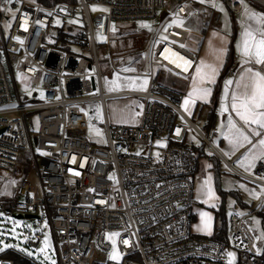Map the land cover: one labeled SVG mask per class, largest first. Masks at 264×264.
Listing matches in <instances>:
<instances>
[{
  "label": "built area",
  "instance_id": "obj_1",
  "mask_svg": "<svg viewBox=\"0 0 264 264\" xmlns=\"http://www.w3.org/2000/svg\"><path fill=\"white\" fill-rule=\"evenodd\" d=\"M171 2L13 0L8 4L0 0V169L20 170L10 196L0 199V211L18 215L39 211L45 216L55 247L54 264H264V251L258 249L246 221L262 213L264 193L256 207L226 217L228 244L191 231L197 162L186 134L194 129L202 142L210 145V141L181 110L180 92L156 81L154 69L184 77L193 73L197 58L186 46L190 32L172 23L198 17L193 4L177 0L164 15L152 37L144 75L135 65L137 60L133 63L135 69L129 74L145 77V89L109 94L141 98L138 123L109 125L104 112L105 142L86 138L88 126L81 106L97 99L103 106L106 97L101 91L96 37L114 60L122 53H136L141 49L137 39L145 37L142 31L112 34L111 30L121 28L124 21L155 19ZM226 4L234 14L241 13L240 2L226 0ZM89 6L101 10L91 14ZM8 8L16 12L15 17ZM78 8L83 26L75 33L53 27L58 18H75ZM22 21L26 29L20 26ZM172 52L191 62L187 71L173 63L183 61ZM114 60L113 68L120 73L123 69ZM247 66L264 73V64L231 63L223 72L231 77L230 89L237 73ZM15 74L34 89L27 98ZM97 86L99 94L89 95ZM228 111L234 117L229 107ZM250 137L247 147L261 138ZM225 163L240 178L264 188L263 179L244 176L232 161ZM254 173L264 176V156ZM112 233H119L114 240L120 263L108 256ZM41 241L42 232L36 231L25 245L33 250ZM0 264L15 263L0 257ZM34 264L46 263L34 259Z\"/></svg>",
  "mask_w": 264,
  "mask_h": 264
},
{
  "label": "rangeland",
  "instance_id": "obj_2",
  "mask_svg": "<svg viewBox=\"0 0 264 264\" xmlns=\"http://www.w3.org/2000/svg\"><path fill=\"white\" fill-rule=\"evenodd\" d=\"M172 4L168 7L166 6L163 9L158 11V16L155 19H138L133 21H124L120 23L121 28L114 27L111 30L112 34L126 32V31H143L149 34L147 38L146 47L143 51L140 52L141 68L140 72L146 73L148 71L146 58L148 56V51L151 45L152 37L161 24L164 15L175 6L176 1H172ZM223 7V11L220 8L217 10L216 14L220 15V19L216 21H224V32H229L228 28L230 25L229 8L226 6L225 2L223 3L219 0V4ZM195 7L199 11V16L194 20H185L181 21L180 24L190 32V37L186 46L195 52L197 56V65L203 60L207 64H214L217 66L218 72L215 76V82L207 85L211 88V94L207 99H195V103L187 105L188 111H185L181 105L184 103L185 97L188 96L189 92L194 88V83L192 76L195 73V69L190 76L184 77L178 73L171 72L166 69L158 71L154 69L156 74V81L163 83L164 85L173 87L180 92L181 100L179 106L182 111L189 115V112L192 115V120L195 122L197 128L209 139L210 145L205 144L203 138L193 129L188 130L186 134V142L188 144H193L198 147H204V152L207 157L215 155L219 160V173L215 175L211 170L210 159L206 156L202 157L198 161V170L196 172L194 181H193V196L194 203L192 206V211L194 213V220L191 223V231L196 234H206L209 235L213 231L214 226V212L213 209L216 208L223 198V211L224 215L228 216L230 213L235 212L238 214L246 213L250 208L256 207L259 203L260 195L264 193L262 191V186L244 180L237 176L230 167L225 163V160L232 161V166L237 172L242 173L244 176L256 177L264 180L263 175H257L251 171V166L257 155H259V148L253 149L249 153L248 158L241 161L240 164L237 163L242 156L238 159L233 160L236 151V147H233V144L229 142V139H226V136L232 135V129L229 128V117L231 116L228 111H221V96L225 93V81L231 80V77L223 75L221 70L223 53L217 52L214 50L222 49L220 46H213L212 43L206 46V42L203 39L202 28L207 27L208 20L210 15L206 8L208 6L205 4H195ZM78 8L77 16L70 19H56L59 23L53 25V27L58 30L62 29L68 33H75L78 27H82L83 23L81 21L80 11ZM93 6H89V11L93 14V11H99ZM227 17V18H226ZM143 23H146L148 27H144ZM117 26V25H115ZM210 25V27H212ZM208 37V36H207ZM207 39V38H206ZM97 46V55H98V64L100 70V83L101 91L106 94V97L103 101V106L101 100H90L82 104L81 108L85 113L87 121V139L92 140L93 142L104 143L106 140V135L104 132V112L105 118L109 125L113 124H126V125H136L139 121V115L141 111V101L142 99L136 96L131 95H118L112 96L109 95L115 92H123L130 90H144L146 84L144 81L146 78L141 76H133L129 73L131 70H134L133 62L136 61V54H126L122 57H115V60L111 57L109 49L106 47L100 48L99 44L103 42L100 37H96ZM52 45L57 43L51 42ZM67 49V48H66ZM71 50H76L72 48ZM113 60L119 68L123 69L120 73L113 68ZM190 77V78H189ZM15 80L18 84L19 90L26 97L29 96L34 89L27 87L24 84V79L15 74ZM231 84V83H230ZM230 84L228 85V93ZM99 94L98 86L93 89L89 95L95 96ZM228 96V94H227ZM225 103L228 106V100ZM27 98V97H26ZM31 101V100H30ZM230 100V104H231ZM215 104V106H214ZM214 111L215 120L214 124H209L210 113ZM193 112V113H192ZM190 116V115H189ZM232 118V117H231ZM232 120L235 122L232 118ZM239 125L240 123L236 121ZM235 122L236 126L238 124ZM34 127L36 128V122H33ZM242 129L241 125L238 127ZM243 130V129H242ZM33 136V133H31ZM222 140V144L219 143ZM257 142V141H256ZM235 148V149H233ZM234 151V153H231ZM210 177L209 184H205V180ZM215 182L218 183V187L221 189L223 195H219L216 189ZM0 199H7L10 196V189L13 184L7 182L6 180H1L0 182ZM243 185V187H241ZM211 187L214 196H209L207 194L208 188ZM235 193V196L231 194ZM256 193L258 195H255ZM207 213L208 216L201 218V213ZM18 214L7 213L0 211V250L13 247L22 251L23 253L31 255L36 261L42 263H55V247L52 239V234L45 216L41 213L36 212V214H27L22 213L20 217H16ZM247 223L249 224L251 230L253 231L255 238L257 240V246L260 251H264V208L262 213L254 214L246 218ZM204 222L210 224V227L205 229ZM42 232V241L37 246V248L31 250L28 249L25 245L26 240L31 237L34 232ZM47 236V244H44L45 237ZM108 240L111 243V250L108 252V256L112 259V255L116 254L117 259H112L117 262H121L120 257L117 254L116 246L115 250L113 248L114 237L111 235L108 236ZM43 249V251H38ZM231 258L233 257L230 256ZM139 264V263H135Z\"/></svg>",
  "mask_w": 264,
  "mask_h": 264
},
{
  "label": "snow or ice",
  "instance_id": "obj_3",
  "mask_svg": "<svg viewBox=\"0 0 264 264\" xmlns=\"http://www.w3.org/2000/svg\"><path fill=\"white\" fill-rule=\"evenodd\" d=\"M8 4H11L13 0H6ZM17 3L20 0H16ZM201 3H205L206 0H200ZM243 3V0H241ZM96 6H93L95 10ZM213 7H220V10L223 11V7L221 5L213 4ZM13 17H15L16 12L11 8L6 9ZM106 11V9H104ZM252 16L257 18L258 23H264V18L257 17V14L253 13ZM59 23V21H55ZM40 23V21H37ZM172 23H181V21L173 20ZM22 28L26 29V22L22 21ZM144 27H148L146 23H143ZM7 27V25H6ZM259 32V35L256 33ZM243 36V47L241 48V44L238 41L237 49L242 53L244 57H247L249 60H254L256 64H264V27H260L258 29L245 28L242 33ZM18 39V37H17ZM166 39V37H165ZM166 52H170V50L166 49ZM217 52H223L224 49L214 50ZM162 56H165V59H168L169 56H166L165 53H161ZM171 56L178 57L179 60H182L183 63H177L175 60L173 63H176V66L179 68H183L184 71H187L188 66H191V62L186 58L179 56L178 53L172 52ZM218 69L214 64H207L203 60L199 65L196 66L195 73L192 76L194 88L189 92L188 96L185 97L184 103L181 105L185 111H188L187 105L195 103V99H207V97L211 94V88L207 85H210L215 82V76L217 75ZM248 73L247 76L245 74H241V79L236 81L237 89L243 87V91L240 92L238 90H233L231 93V109L235 112L236 116L239 117L241 121L244 122L245 125H255L256 128L252 129V135L260 136L261 138L257 141V143L252 144L251 148L241 157L240 160L237 161L238 164L241 163L244 159L248 158L249 153L252 152L253 149L259 148V154L264 156V133L258 132L257 129L264 130V73L260 71H254L249 68L246 69ZM146 80L144 83L146 84ZM231 83L230 80L225 81V93L221 96V111H228V106L225 103L226 96L228 94V85ZM189 115L191 113L189 112ZM229 128L232 129V135L226 136V139H229V142L233 144V147L240 146L242 147L244 144L250 143L251 138L248 134H246L242 129L238 128L235 122L232 120L231 116L229 117ZM180 129L177 128L176 132L179 134ZM157 143H161V141H157ZM157 155H159L157 153ZM210 177L205 180V184H209ZM243 187V185H241ZM264 191V188H262ZM207 194L209 196H214V193L211 190V187L208 188ZM258 195L256 193H253ZM208 216L207 213L202 212L201 218ZM210 227V224L204 222V228L207 229ZM112 237L118 236L119 233L110 234ZM47 236L45 237L44 244H47ZM125 244L128 243L127 240L124 241ZM113 248L115 250V240H113ZM38 251H43L40 249ZM232 253H229V256H232ZM112 259H117V255L113 254ZM54 264V262H53Z\"/></svg>",
  "mask_w": 264,
  "mask_h": 264
},
{
  "label": "crops",
  "instance_id": "obj_4",
  "mask_svg": "<svg viewBox=\"0 0 264 264\" xmlns=\"http://www.w3.org/2000/svg\"><path fill=\"white\" fill-rule=\"evenodd\" d=\"M172 1H174V0H172ZM175 1H177V0H175ZM185 1L190 2L194 6H195V4H199V5H201V4L205 5L206 4L208 6V8H206V9L208 11V14L210 15V19L208 20L209 23H208L207 27L202 28V30H204V32H203L204 36H203L202 40L203 41L205 40L204 42H206V46L210 45L212 43L213 46H217L218 45V46L222 47V49H224V51L222 52L223 53V57H225V51H226V48H227V44L230 43V45H231V62H230V64L231 63H234V64H236V63L237 64H246V63H249V62H254V60H249L247 57H244L240 51H238L237 43L239 41L240 44H241V48L243 47V36H242V33L244 32L245 28H249L250 27L251 29H258L260 27H264V23H258L257 22V18H254L252 16V14L255 13V14H257V17L264 18V0H243V3L241 2V0H235V1L240 2L241 6H242V11L239 14H234L233 12H231L229 10V16H227V17L229 18V20L231 22L230 25H228L229 26L228 30H229L230 33L223 31V29L225 28L224 27V23H223L224 21H220V22L216 21V20L220 19V17H221L220 15L218 16V14H216L217 10L220 7H213V4H217L218 5L219 4V0H206L205 3H201L200 0H185ZM221 1L224 3V0H221ZM253 2H256L257 4L261 5L262 8L257 7ZM196 18H193L191 20H194ZM212 24H213V26L210 27V25H212ZM142 33L145 34V37L137 39V42L140 43V45H141V49L137 50L136 53H132V54H136L137 55V58H136L137 61H136L135 65L137 67V65L139 64V66H138L139 72H140V68H141L142 62L138 58V56L140 57V52L143 51L144 47H146V44H147L146 40H147V38L149 36V35H147V33L143 32V31H142ZM256 34L259 35V32H257ZM146 35H147V37H146ZM110 47L113 50V45H111ZM126 54H131V52L122 53L119 56L122 57V56H124ZM196 58H197V56H196ZM222 60H224V58ZM146 63H147V58H146ZM249 68H251V67L247 66V67L242 68L237 73L236 78H235V80H234V82L232 84L231 89L229 88V93H228V96H227V100H228V103H229L228 107L230 109H231L230 100H231L232 91L233 90H238V91L242 92L244 90L243 87L237 89L236 81L241 79V74L242 73L245 74V76H247L248 73L246 72V69H249ZM251 69H253V68H251ZM253 70L254 71H258V70H255V69H253ZM140 73L142 75H144V73H142V72H140ZM141 77H143V76H141ZM231 83H232V81H231ZM230 86H231V84H230ZM231 102H232V100H231ZM214 106H215V104H214ZM212 112H214V111H212ZM232 112L234 113V117L233 116H231V117L234 120H236V121H238L240 123L243 131L246 134H248L249 136L252 135V129L256 128V126L255 125H245L244 122L241 121L238 116H236L235 112L234 111H232ZM228 113H229V111H228ZM240 125L238 124V127H240ZM259 130L260 129H257V131H259ZM219 143L222 144V140H220ZM255 143H257V142H254L252 144H255ZM249 144L250 143L244 144L242 147L237 146L236 149L233 148L236 151L238 150V153L235 154L233 160H238L247 151V149H250L252 144L249 147H247ZM242 150H245L244 153L239 155ZM231 153H234V151H232ZM262 157L263 156H261L259 154V155H257V158L254 159L253 164L251 166V171L253 173H254V168H255V165H256L257 161L259 159H261ZM210 165H211V170L213 172L212 161H210ZM197 170H198V168H197ZM19 175H20V170H18V169H16V170L15 169H0V182H1V180H6L7 182H10V184H15V182L18 181ZM195 175H196V173H195ZM195 175L193 177V181H194ZM193 199H194V196H193ZM193 203H194V201H193ZM203 235H206V234H203Z\"/></svg>",
  "mask_w": 264,
  "mask_h": 264
},
{
  "label": "trees",
  "instance_id": "obj_5",
  "mask_svg": "<svg viewBox=\"0 0 264 264\" xmlns=\"http://www.w3.org/2000/svg\"><path fill=\"white\" fill-rule=\"evenodd\" d=\"M225 4H226V0H224ZM257 7L262 8L261 5L257 4L256 2H253ZM227 6V4H226ZM230 10V9H229ZM231 11V10H230ZM232 12V11H231ZM202 32H204V30H202ZM100 48H103V42H101L99 44ZM224 63L222 64V68L221 70L224 72L225 69L230 65L231 62V45L230 43L227 44V48L225 51V57H224ZM193 113V112H192ZM192 117V115H190ZM215 120V114L214 112L210 113L209 116V124L213 125ZM192 147L195 151L196 154V162H197V168H198V161L201 157H204L206 155V153L204 152V147H198L196 145L192 144ZM212 161V169H213V173L215 175H217L219 172V161L218 159L214 156L211 155L210 157H207ZM196 168V170H197ZM216 185V189L218 191V194L221 196L222 191L221 189L218 187V183L215 182ZM232 195L235 196V193L231 192ZM221 198L220 204L213 209L214 212V226H213V231L210 234V237L217 240V241H221L223 244H228V236H227V223H226V215H224V211H223V198ZM0 257H5V258H11L14 260L15 264H34V258L26 253H23L22 251L15 249L13 247H9V248H5L0 250Z\"/></svg>",
  "mask_w": 264,
  "mask_h": 264
},
{
  "label": "water",
  "instance_id": "obj_6",
  "mask_svg": "<svg viewBox=\"0 0 264 264\" xmlns=\"http://www.w3.org/2000/svg\"><path fill=\"white\" fill-rule=\"evenodd\" d=\"M92 86L94 87V80L92 79ZM21 215H16V217H20Z\"/></svg>",
  "mask_w": 264,
  "mask_h": 264
}]
</instances>
